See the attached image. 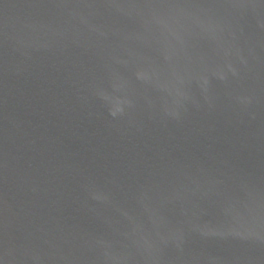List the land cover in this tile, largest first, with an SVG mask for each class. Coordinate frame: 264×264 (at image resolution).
Masks as SVG:
<instances>
[{
    "label": "water",
    "instance_id": "1",
    "mask_svg": "<svg viewBox=\"0 0 264 264\" xmlns=\"http://www.w3.org/2000/svg\"><path fill=\"white\" fill-rule=\"evenodd\" d=\"M0 264H264V0H0Z\"/></svg>",
    "mask_w": 264,
    "mask_h": 264
}]
</instances>
